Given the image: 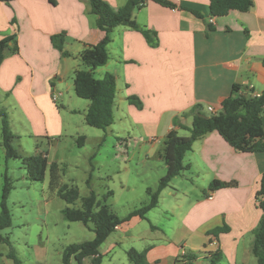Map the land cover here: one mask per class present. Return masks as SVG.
Returning a JSON list of instances; mask_svg holds the SVG:
<instances>
[{"label": "crops", "instance_id": "0c3cea01", "mask_svg": "<svg viewBox=\"0 0 264 264\" xmlns=\"http://www.w3.org/2000/svg\"><path fill=\"white\" fill-rule=\"evenodd\" d=\"M103 1L114 10L128 2ZM167 1L178 8L146 1L133 13L140 29L156 33L157 46L149 45L139 31L117 27L108 45L109 60L94 71L97 79L106 74L115 78L116 98L128 107L131 115L137 110L145 113V117L139 118L153 119L143 126L153 129L150 133L154 141L149 140L153 157L162 163V147L158 148V143H163L171 130L179 135L187 133L195 106H201L207 114V107L220 112L221 102L230 96L234 85L252 89L255 94L264 92V0H252L248 12L231 11L215 18L211 30L207 24L208 0ZM57 34L64 35L65 51L71 56L62 57L52 47L50 38ZM11 35L17 37L18 54H7L0 65V107L8 118L9 109L14 110L18 119L34 129V141L44 133L59 135L62 118L56 103L65 101L61 94L56 102L52 101V95L60 88L55 83H65L68 92L73 90L74 74L83 69L79 53L84 46L100 42L104 34L95 27L87 0H13L8 4L0 1V40ZM130 96L140 100L141 110L128 103ZM67 104L69 112L75 111L69 101ZM261 116L264 133V110ZM76 134L66 135L75 139ZM184 163L188 169L182 178L186 183L190 181L187 193L193 197L186 208L177 203L182 217L172 231L176 238L169 245L154 244L137 251L145 253L147 264H180L179 250L186 254L187 248L189 254L203 253L196 256L193 264H208L214 253L220 255V263L257 264L251 245L252 231L261 216L256 193L264 173V152H237L213 132L193 144ZM162 171L160 178L165 175V165ZM192 176L197 177L201 186L194 185ZM214 180L233 185L211 192L209 185ZM174 186L164 189L160 196L169 189L168 196L177 201L178 190ZM175 209L172 206L173 215ZM139 221L143 220L132 218L116 230L128 234L127 226ZM152 227L165 236L169 232ZM223 227L227 231L217 237L209 234Z\"/></svg>", "mask_w": 264, "mask_h": 264}, {"label": "rangeland", "instance_id": "374dc122", "mask_svg": "<svg viewBox=\"0 0 264 264\" xmlns=\"http://www.w3.org/2000/svg\"><path fill=\"white\" fill-rule=\"evenodd\" d=\"M92 19L95 17L92 16ZM55 84L60 86L57 94H61L65 101L56 103L62 118L59 121L61 134L44 133L38 135L35 142L32 137L34 129L27 123L25 125L23 119H18L16 112L9 109L10 130L15 136L11 144L23 155L46 156L49 166L56 163L60 168V184L77 188L80 199L74 205H67L52 192L48 188L49 169L42 182L29 181L20 160L5 159L0 136V204L5 176L11 186L5 201L11 224L0 230V264H13L7 257L10 252H13L20 264H62L61 257L65 247L94 238V233L81 223L66 221L62 214L63 209L78 208L81 199L93 191L101 204L108 206L119 218H124L148 203L146 190H154L164 174V162L153 157V144L150 142L153 139V133H150L153 129L143 126L144 123L153 122V119L139 118L142 115L145 117V113L137 110L131 115L128 107L119 104L116 98L113 105V124L103 132L85 124L84 110L89 102L76 97L73 90L68 92L65 83ZM68 101L75 111H68ZM56 116L53 115L54 118ZM41 127L42 125L39 129ZM69 132L78 134L72 139L66 135ZM183 135L187 137L189 132H180V136ZM78 137L86 139L82 148L76 144ZM157 147H162V143H158ZM184 173L187 174L181 173L168 186L171 189L175 185L178 200L168 196V189L159 197L157 207L146 214V220L127 226L128 234L115 230L99 248L101 264H129L126 253L130 249L137 251L145 250L147 246L153 247L154 244L169 245L176 238L172 231L180 225L182 217L177 203H183V208H186L187 201L193 197L192 193H187L191 189V183L189 180L186 183L182 178ZM192 178L194 185L201 186L200 181H196L197 177ZM88 180L89 185L86 184ZM107 192H111V196L104 200ZM172 206L176 208V215L171 212ZM153 225L162 227L165 231L169 229L168 234L165 236L161 232L153 231ZM181 251L183 250L180 249L178 255L180 260L183 255ZM189 252L187 248L184 253ZM193 254L198 257L203 253ZM145 263L147 264L146 259Z\"/></svg>", "mask_w": 264, "mask_h": 264}, {"label": "trees", "instance_id": "16d2710c", "mask_svg": "<svg viewBox=\"0 0 264 264\" xmlns=\"http://www.w3.org/2000/svg\"><path fill=\"white\" fill-rule=\"evenodd\" d=\"M6 4L13 0H0ZM146 1H152L160 6L177 9L178 7L167 0H128L121 8L114 10L103 0H87L89 12L95 17V27L103 32V38L95 45L84 46L78 55L83 69L78 70L73 78V91L76 97L89 102L84 115L85 124L89 127L105 132L113 124V105L116 98L115 78L106 74L102 79L94 76V71L105 66L109 60L108 45L112 40L113 30L117 27H126L139 31L146 42L155 47L156 33L140 29L133 17L136 10L141 9ZM253 6L252 0H208L209 17L221 18L231 11L248 12ZM197 18L203 19V15L196 11H189ZM208 24V22H207ZM208 29L212 27L208 24ZM52 47L62 57L71 56L65 51V37L63 34L53 35L50 38ZM18 54L16 35L7 36L0 40V65L6 55ZM129 104L141 110L142 104L134 96L127 98ZM264 110V92L257 97L252 89L234 85L229 97L221 102V111L217 114H207L201 106L194 107L192 124L187 137L180 136L171 130L164 138L162 151L159 154L166 167L165 175L159 179L154 190L147 189L149 201L138 210H134L124 218H119L105 204H101L95 192L90 191L88 196L81 199L78 208H65L63 217L68 222H79L94 233L90 241L71 244L64 248L61 257L62 264H101L102 256L99 248L107 238L122 224L132 218L146 220V214L157 207L160 193L166 189L170 182L188 169L184 163L185 154L191 151L193 144L203 136L216 132L235 151L240 153L264 152V133L262 126V112ZM0 136L1 147L6 160H20L26 171V178L31 182H42L45 173L49 169L48 188L67 205H74L80 195L77 188L60 184V168L56 163L48 165L47 157L42 154L26 156L12 147L15 136L10 130L8 115L0 107ZM84 137H78L76 144L82 147ZM5 184L2 190L0 211V230L8 228L11 224L10 215L5 201L10 194L9 179L4 177ZM89 185V180L86 183ZM231 183L212 181L209 191L214 192L232 186ZM111 196L107 192L104 200ZM257 208L261 216L257 227L252 231L253 240L251 253L257 264H264V173L259 181V189L256 193ZM227 231L226 227L218 228L209 234L217 237ZM129 264H146L145 253L130 249L127 253ZM13 264H20L13 252L7 256ZM196 256L183 254L180 264H193ZM220 255L211 254L208 264H220Z\"/></svg>", "mask_w": 264, "mask_h": 264}, {"label": "built area", "instance_id": "2783aa9c", "mask_svg": "<svg viewBox=\"0 0 264 264\" xmlns=\"http://www.w3.org/2000/svg\"><path fill=\"white\" fill-rule=\"evenodd\" d=\"M214 19L215 18H213V17H208V19H207L208 24L213 25L214 24ZM255 95L257 97L259 96V94H255ZM58 97H59L58 94H53L52 97H51V99H52L53 102H56L58 100ZM206 111L209 114H217V111H215V109H213L212 107H207L206 108ZM153 141H154V139H151V142H153Z\"/></svg>", "mask_w": 264, "mask_h": 264}]
</instances>
